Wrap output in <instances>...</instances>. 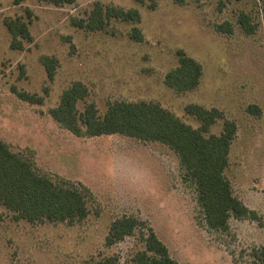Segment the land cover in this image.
<instances>
[{
  "label": "rangeland",
  "instance_id": "374dc122",
  "mask_svg": "<svg viewBox=\"0 0 264 264\" xmlns=\"http://www.w3.org/2000/svg\"><path fill=\"white\" fill-rule=\"evenodd\" d=\"M136 8L139 21L112 18L103 30L71 23L87 17L94 3ZM0 0V139L29 159L40 174L87 193L89 214L73 223L16 220L0 204V264H92L115 254L126 264L141 247L140 233L105 244L111 221L134 215L151 226L178 264H254L250 251L264 243V0ZM251 17L254 31L237 22ZM28 22L31 40L11 47L4 18ZM229 21L231 32L219 30ZM134 26L142 39L131 37ZM183 49L202 66L199 84L176 92L164 83ZM57 59L52 79L40 57ZM81 80L88 88L83 110L94 102L161 104L194 127L185 111L198 103L217 107L237 124L225 175L234 194L260 216L230 217L227 230L207 225L195 185L183 178L177 154L166 144L124 134L78 136L49 113L64 88ZM41 97L21 99L14 91ZM255 105V111L248 109ZM223 119L210 127L220 133ZM146 227H143L145 231Z\"/></svg>",
  "mask_w": 264,
  "mask_h": 264
},
{
  "label": "trees",
  "instance_id": "16d2710c",
  "mask_svg": "<svg viewBox=\"0 0 264 264\" xmlns=\"http://www.w3.org/2000/svg\"><path fill=\"white\" fill-rule=\"evenodd\" d=\"M46 1L60 4L73 0ZM155 5L156 0H151L148 4L150 8ZM112 18L139 21L140 13L136 8L124 9L96 1L87 17H72L71 23L79 28L96 31L105 29ZM237 22L247 33L255 29L250 15L244 11L239 12ZM4 23L12 37V48H22L23 40H31L28 22L21 17H6ZM219 30L231 32L232 25L229 21H224L219 25ZM131 37L142 39L139 27L132 28ZM177 56L178 63L165 73L164 83L176 92L191 90L200 82L202 66L183 49L177 50ZM40 60L48 77L52 79L57 59L43 55ZM14 91L23 100L33 103L42 101L41 97L15 88ZM88 93L87 86L81 80H74L63 89L58 104L49 109L50 115L57 123L78 136L119 133L141 141H157L169 146L179 158L184 170L183 178L195 185L198 204L202 208L204 220L211 228L227 230L232 216L255 220L260 218L254 209L246 206L234 194L225 175L237 124L226 118L222 110L217 107L207 108L198 103L185 105V111L200 122L198 127H194L161 104L146 100L108 101L103 114H99L94 102H87L80 111L77 103L85 100ZM256 108L255 105L248 106L251 111ZM219 118L223 119L221 132L207 134ZM0 204L13 213L14 219H24L31 223H73L89 214L86 192L40 174L29 159L11 150L1 139ZM143 227H146L145 231ZM136 230H141L139 238L142 246L132 252L126 264H178L153 228L134 215L114 218L105 236V244L113 245L134 234ZM249 254L254 264H264V243L254 246ZM92 264H119V258L110 254L93 260Z\"/></svg>",
  "mask_w": 264,
  "mask_h": 264
}]
</instances>
